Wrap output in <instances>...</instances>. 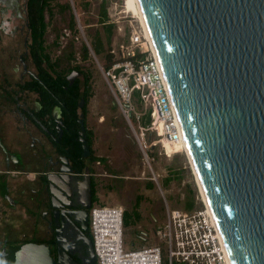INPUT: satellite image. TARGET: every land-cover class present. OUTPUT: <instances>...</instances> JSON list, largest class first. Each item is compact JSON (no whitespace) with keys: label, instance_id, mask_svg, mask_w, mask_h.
<instances>
[{"label":"water","instance_id":"95a60500","mask_svg":"<svg viewBox=\"0 0 264 264\" xmlns=\"http://www.w3.org/2000/svg\"><path fill=\"white\" fill-rule=\"evenodd\" d=\"M139 2L229 262L264 264V0ZM131 115L126 113L128 119ZM80 120L85 133L84 113ZM89 170L82 183L85 207L61 212L81 222L78 240L87 245L85 263L96 264L87 233ZM67 180L64 173L47 177L57 199ZM55 214L59 217V210ZM57 240V257L49 244L29 241L17 248L11 264H74V248L60 228ZM32 244L36 249L29 251Z\"/></svg>","mask_w":264,"mask_h":264},{"label":"rangeland","instance_id":"374dc122","mask_svg":"<svg viewBox=\"0 0 264 264\" xmlns=\"http://www.w3.org/2000/svg\"><path fill=\"white\" fill-rule=\"evenodd\" d=\"M100 1L49 0L44 35L46 51L58 68L80 65L91 71L86 123L91 130L93 152L99 158L88 160L96 182L97 199L94 204H122L130 212L129 221L124 224L127 246L163 244L155 233L166 215L159 184L171 206L189 210L202 204L199 186L186 149H167V154L157 143L147 150L146 155L138 139L142 129L137 116L133 113L128 119L116 101L112 79L104 73V68L107 69L108 63L117 56L110 54L111 49L128 37L133 24L138 26L140 23L143 29L144 26L133 13L124 12V0H106L109 13L107 24L114 23L109 35L107 25L98 22ZM73 14L75 26L71 22ZM87 41L92 50L88 47V57H84L83 44ZM93 43L101 44L99 53L95 52ZM137 108H140L138 103ZM147 115L141 119L142 123ZM157 137L156 131L146 130L148 141ZM154 173L158 181L153 178ZM139 196L142 198L137 204ZM135 209L139 217H136ZM40 235L49 236L45 229L40 230ZM4 250L9 255L5 264H11L18 249L6 245Z\"/></svg>","mask_w":264,"mask_h":264},{"label":"built area","instance_id":"2783aa9c","mask_svg":"<svg viewBox=\"0 0 264 264\" xmlns=\"http://www.w3.org/2000/svg\"><path fill=\"white\" fill-rule=\"evenodd\" d=\"M65 33L68 30L65 28ZM114 57L104 73L112 79L116 101L126 113H134L142 129L138 135L146 155L148 149L164 140L184 145L181 124L158 54L149 36L134 25L128 37L111 49ZM137 103L140 108H137ZM150 113V122L141 119ZM157 132V139L148 141L146 130ZM184 152V151H183ZM176 153V152H174ZM100 161V160H98ZM10 171V170H9ZM153 178L158 181L154 173ZM165 202V219L156 229L162 239L153 244L129 247L124 239L125 207L122 204H94L89 213L90 232L96 252V264H230L210 210L202 200L199 207H173L159 184Z\"/></svg>","mask_w":264,"mask_h":264},{"label":"flooded vegetation","instance_id":"af4514ba","mask_svg":"<svg viewBox=\"0 0 264 264\" xmlns=\"http://www.w3.org/2000/svg\"><path fill=\"white\" fill-rule=\"evenodd\" d=\"M0 3V29L8 36H11V39H14V34H19L15 48L14 63L10 67V71L5 70L3 72L4 77H14L17 80L15 86L17 89L16 102H12L10 112L13 115L14 121L19 124L18 128L28 133L30 137L28 145L30 148L35 149L33 153L39 155L42 152V156L45 153L47 169L38 171V176H45V178L51 176L58 179V174L64 173L68 177L67 181H62L65 191L61 192L57 188L60 191L58 192L62 193L58 195L60 199L54 196L49 183H44L47 199L44 201L45 206L41 212V217L46 222L47 228L45 230L49 236H44L42 242L49 244L52 254L57 257V229L60 228L61 234L69 238L71 246L74 248V252L72 253L74 264H86L87 245L82 239L78 240V236L81 234L79 228L81 222L75 218V215L69 218L66 213L62 215L61 212L62 210L79 212L85 207L81 200L82 183L87 172V167L92 169L88 163V160H91L92 143L90 144L87 138V129H89L86 123L87 113L85 114L83 111L85 98L83 95H76L77 86L75 81L79 78L83 79V75L79 69H61L58 68L55 62L52 65L44 62V65L53 75L49 79L50 85L44 84L48 102L50 103L49 110L45 111L46 106L41 101L39 91L23 87L27 81H43L39 75V65L32 55L31 44L33 40L29 27L27 0H9L4 5L2 2ZM57 81L61 83L59 88L56 87ZM31 91L36 93V99L34 100L30 98L29 93ZM80 91H83V85H81ZM75 98L76 105L73 107L71 101L75 100ZM83 113L87 127L85 133L82 132L80 120L83 117ZM9 118H12V116H9ZM8 123L10 121L6 124L8 125ZM83 138L86 139V143L90 146L88 154H85V141ZM0 141L3 142L2 136H0ZM10 159L11 161H17L19 157L16 154H10ZM83 159L87 163L84 169ZM90 174L93 206L95 202L96 182L91 171ZM56 210H59V217H56ZM87 233L91 236L90 229Z\"/></svg>","mask_w":264,"mask_h":264},{"label":"crops","instance_id":"0c3cea01","mask_svg":"<svg viewBox=\"0 0 264 264\" xmlns=\"http://www.w3.org/2000/svg\"><path fill=\"white\" fill-rule=\"evenodd\" d=\"M9 0H1L7 4ZM1 4V3H0ZM19 34L13 38L0 29V253L4 254L6 245L18 248L32 239L44 240L41 229H46V222L41 217L47 192L45 176H38V171L47 169L45 153L35 155L29 147V135L18 128L10 112L12 102H16V84L14 77H4L3 72L10 71L15 59V48ZM31 100L36 93L31 91ZM12 116V118H9ZM8 121V125L6 124ZM10 154L19 159L11 161ZM48 155V153H47ZM10 170V171H9ZM45 180V181H44ZM147 233V232H146ZM11 255V254H10ZM9 256V255H8ZM6 256L0 258L5 264Z\"/></svg>","mask_w":264,"mask_h":264},{"label":"trees","instance_id":"16d2710c","mask_svg":"<svg viewBox=\"0 0 264 264\" xmlns=\"http://www.w3.org/2000/svg\"><path fill=\"white\" fill-rule=\"evenodd\" d=\"M49 5V0H27V12H28V18H29V27L31 29V36H32V44H31V49H32V55L34 60L38 63L39 65V75L43 79V81L40 80H34V81H27L23 87H28L30 89H35L39 91L41 94V101L45 104L46 108L45 111L49 110L50 103L48 102V96L46 95V89L44 88V84H49V79L53 76L47 67L44 65V62H48L50 65L53 64L50 58V54L46 51V45H45V32L47 29V20H46V9ZM67 5V4H66ZM64 7V4H63ZM98 22L106 24L109 30V35L111 33V28L114 26L113 22H108L107 20L109 18V13L106 5V0H101L99 4V12H98ZM72 25H76V20L74 14L72 15ZM93 47L96 53H99L101 50V44L99 43H93ZM83 51H84V57H88L89 54V48L87 44H83ZM112 55V52H110ZM112 61L108 63L106 67H109L111 65ZM75 69H79L83 75V79H78L75 81V84L77 86V94L76 95H83L85 98V105L83 107V111L85 114L87 113V102H88V97L90 95V90H91V71L83 66L80 65H75L73 66ZM83 85V91H80V87ZM61 83L58 81L56 82V87H60ZM73 99V98H72ZM72 106L75 107L76 105V98L75 100H72ZM150 113L144 118L143 122L145 124L150 122ZM88 134V142L91 144V130L87 129ZM91 160H97L99 159L94 153L92 149V154L90 155ZM87 165V163L83 159V169ZM168 181V180H167ZM142 196L138 197L137 204L140 202ZM97 199V194L96 192L94 193V200ZM134 213L136 217H139L140 214L137 211V209L134 210ZM130 217V212L128 210H125V222L129 221ZM31 241H40L42 240L39 239H32ZM5 257V254L0 253V257L2 258Z\"/></svg>","mask_w":264,"mask_h":264},{"label":"bare ground","instance_id":"6f19581e","mask_svg":"<svg viewBox=\"0 0 264 264\" xmlns=\"http://www.w3.org/2000/svg\"><path fill=\"white\" fill-rule=\"evenodd\" d=\"M123 10H124V12H131V13H133V15H135L137 18H139L142 21L143 26H144V29H145V33L150 38V35H149L148 29H147V26H146V22H145V19H144V15H143L142 8H141V5H140L139 0H124V9ZM150 40H151V38H150ZM151 45H152L153 49L155 50V53L158 54L157 51H156V49H155V47H154V45H153V43H152V41H151ZM181 132L183 134L182 128H181ZM183 137H184V134H183ZM184 142H185V149L187 151V155H188V157H189V159L191 161V158H190V154H189V151H188V148H187L186 141H184ZM164 146L167 149L171 150V151H175V150H178V149H184V145L183 144H180V143L172 144V143L168 142L167 140H164ZM191 165H192V168L194 170V174H195V177H196L197 184L199 186L201 198H202V200L204 202H206L205 197L203 195V192L201 190V187H200V184H199V181H198V178H197L195 169L193 167L192 161H191ZM35 249H36V245H34V244L30 245V250L29 251H34Z\"/></svg>","mask_w":264,"mask_h":264}]
</instances>
